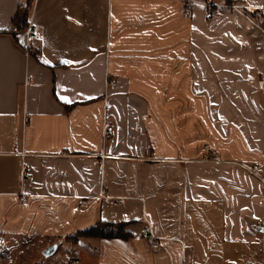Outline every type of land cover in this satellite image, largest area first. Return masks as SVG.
I'll list each match as a JSON object with an SVG mask.
<instances>
[{"label":"crops","instance_id":"obj_1","mask_svg":"<svg viewBox=\"0 0 264 264\" xmlns=\"http://www.w3.org/2000/svg\"><path fill=\"white\" fill-rule=\"evenodd\" d=\"M189 1L0 0V264H264V0Z\"/></svg>","mask_w":264,"mask_h":264},{"label":"built area","instance_id":"obj_2","mask_svg":"<svg viewBox=\"0 0 264 264\" xmlns=\"http://www.w3.org/2000/svg\"><path fill=\"white\" fill-rule=\"evenodd\" d=\"M33 0H31L32 2ZM192 0H190L189 2H187L186 6L188 7L190 2ZM29 0H21V7L24 8H28L30 3ZM207 7H208V12H207V16L208 17H213L214 12H213V8L212 5L210 3H206ZM39 35V31H38V27L33 25V24H28V26L25 28L24 30V37H25V47H27L28 49H30L29 47V43L32 42L33 40H36L38 38ZM258 83V87L264 91V77L260 76V78L257 81ZM104 137L106 134L110 133L112 131V124L109 121H105L104 122ZM104 140V138H103ZM14 151L17 152L18 151V146L14 147ZM21 155H24L22 152L20 153ZM104 155H101V157ZM205 160H210L212 159V154L207 151L206 152V156L204 158ZM263 168L264 170V161L262 162H257L255 164H253L252 166H250L249 168L246 167L251 173L255 174V172L257 170H259L260 168ZM29 176L27 171L23 172V178H27ZM257 177L261 180L264 181V172L262 173V175H257ZM102 192V191H101ZM20 200L23 201L24 200V196L20 197ZM120 201H123V199H120ZM255 232L256 234L259 236V242L256 248V254L257 256L261 259L264 260V221H259L256 226H255ZM141 238L145 239L150 248L154 251H159L161 250L160 247V243L159 240L151 233L150 227L148 224H145L142 228V232H141ZM5 245V239L3 237H0V248H3V246ZM73 264L78 263V260L74 259ZM42 264V263H41Z\"/></svg>","mask_w":264,"mask_h":264},{"label":"trees","instance_id":"obj_3","mask_svg":"<svg viewBox=\"0 0 264 264\" xmlns=\"http://www.w3.org/2000/svg\"><path fill=\"white\" fill-rule=\"evenodd\" d=\"M206 2H211L214 0H204ZM226 4H233L235 2H238V0H224ZM28 8L21 7L20 13L18 16L14 17V21H16V25L18 28H22L25 25V22L27 21V14ZM124 224H113L109 222L104 223H97L94 224L86 229L79 230L74 234L73 236L69 237H81V236H90V237H100V238H114V237H122L126 238L127 232L124 231Z\"/></svg>","mask_w":264,"mask_h":264},{"label":"rangeland","instance_id":"obj_4","mask_svg":"<svg viewBox=\"0 0 264 264\" xmlns=\"http://www.w3.org/2000/svg\"><path fill=\"white\" fill-rule=\"evenodd\" d=\"M221 1L225 2L224 0H221ZM29 2H31V0H29ZM233 4H236V3H233ZM233 4H231V5H233ZM30 6H31V3H30V5H29L28 9H26V10L29 11ZM254 15H255V14H254ZM258 20H260L261 23H263V17H262V16H261V17L258 16ZM29 47H30V46H29ZM25 48H26V50H27L28 52H30V53L33 52V50H32L31 48H30V49H28L27 47H25ZM59 254H60V252L58 251L55 255H53L52 257H50V259L47 260V263L49 264V263L51 262V260L54 259L55 256H58Z\"/></svg>","mask_w":264,"mask_h":264},{"label":"water","instance_id":"obj_5","mask_svg":"<svg viewBox=\"0 0 264 264\" xmlns=\"http://www.w3.org/2000/svg\"><path fill=\"white\" fill-rule=\"evenodd\" d=\"M53 251H54V246L46 247L42 251V255L45 256V257H47V256L51 255Z\"/></svg>","mask_w":264,"mask_h":264},{"label":"snow or ice","instance_id":"obj_6","mask_svg":"<svg viewBox=\"0 0 264 264\" xmlns=\"http://www.w3.org/2000/svg\"><path fill=\"white\" fill-rule=\"evenodd\" d=\"M65 63H68V61H65ZM64 99H67L66 97Z\"/></svg>","mask_w":264,"mask_h":264}]
</instances>
